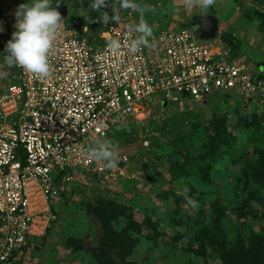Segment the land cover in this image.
I'll list each match as a JSON object with an SVG mask.
<instances>
[{
  "label": "rangeland",
  "instance_id": "rangeland-1",
  "mask_svg": "<svg viewBox=\"0 0 264 264\" xmlns=\"http://www.w3.org/2000/svg\"><path fill=\"white\" fill-rule=\"evenodd\" d=\"M237 1L256 23L250 38L258 41L252 46L238 35V48L249 59L263 61L264 0ZM91 2L51 0L53 7L59 4L62 23L105 43L107 27L115 21L104 24ZM134 2L145 9L153 33L175 22L191 24L207 39L195 19L207 16L211 7L201 12L199 7L186 10L179 0ZM26 3L32 0H0V73H9L0 77V90L16 80L15 66L4 63L5 47L16 31L18 6ZM101 11L140 20L138 11L121 8L118 0H106ZM257 67L247 68L258 76ZM164 97L163 92L153 96L143 122L128 119L112 126L109 138L130 161L115 176L85 171L71 182L55 205L58 222L38 249L14 264L258 263L257 239L264 240V110L255 102L246 107L231 91L214 93L207 101L188 97L170 103ZM184 188L197 208L188 205Z\"/></svg>",
  "mask_w": 264,
  "mask_h": 264
},
{
  "label": "built area",
  "instance_id": "built-area-1",
  "mask_svg": "<svg viewBox=\"0 0 264 264\" xmlns=\"http://www.w3.org/2000/svg\"><path fill=\"white\" fill-rule=\"evenodd\" d=\"M128 24L135 23H110L108 37L123 45ZM149 39L154 47L134 55L122 47L113 55L106 42L62 23L50 79L15 67L16 80L0 90V264H14L39 245L59 220L55 205L77 177L85 171L115 176L130 161L118 147L120 162L108 170L81 150L98 138L111 140L112 126L129 118L143 122L155 94L180 103L231 91L246 107L255 102L264 110V72L255 76L228 60L222 46L189 24L169 23Z\"/></svg>",
  "mask_w": 264,
  "mask_h": 264
},
{
  "label": "clouds",
  "instance_id": "clouds-1",
  "mask_svg": "<svg viewBox=\"0 0 264 264\" xmlns=\"http://www.w3.org/2000/svg\"><path fill=\"white\" fill-rule=\"evenodd\" d=\"M118 2L123 9L138 11L140 20L138 23L126 25V39L123 45L119 39L108 37L106 50L113 55H119L121 48L126 47L129 54L134 55L141 52L144 47H154L149 39L153 35V28L144 18L145 9L134 0H118ZM179 2L188 11L199 7L201 12H206L215 5L216 0H179ZM58 5L53 7L51 0H32L31 4L26 3L18 6L15 13L16 31L12 33V38L5 47L7 55H4V63L8 67H19L25 73L40 80L52 77L51 59L57 49V39L63 21L57 10ZM89 7L93 11L101 13L100 17L104 24L110 20L117 23L120 20L116 14L110 17L107 12L101 11L106 7V0H92ZM113 10L116 13L114 7ZM133 34H137L135 38H133ZM8 75L7 72L0 73L2 78H6ZM81 155L108 170L115 169L120 162L118 145L109 139H96L93 145L81 150ZM182 191L188 205L197 208L198 202L187 195L189 190L184 188Z\"/></svg>",
  "mask_w": 264,
  "mask_h": 264
},
{
  "label": "crops",
  "instance_id": "crops-1",
  "mask_svg": "<svg viewBox=\"0 0 264 264\" xmlns=\"http://www.w3.org/2000/svg\"><path fill=\"white\" fill-rule=\"evenodd\" d=\"M207 16H213L218 20V28L211 36L206 34V37L224 48L228 60L242 63L247 67L249 64H257L259 72H264V60L259 62L251 60L244 56L245 54L238 48V40L236 41L238 35L248 37L249 42L253 44L252 46L257 47L258 41L251 40L250 38L254 32L256 23L244 14L237 0H216L215 5L211 6L210 13ZM240 21L245 22L243 28L239 27ZM258 27L261 28L260 26ZM199 30H201V27ZM259 50L262 51L261 48ZM129 120L136 123V120L133 118H129Z\"/></svg>",
  "mask_w": 264,
  "mask_h": 264
},
{
  "label": "water",
  "instance_id": "water-1",
  "mask_svg": "<svg viewBox=\"0 0 264 264\" xmlns=\"http://www.w3.org/2000/svg\"><path fill=\"white\" fill-rule=\"evenodd\" d=\"M201 23V30L204 34L210 35L213 34L218 28V20L213 16H202L199 19H195Z\"/></svg>",
  "mask_w": 264,
  "mask_h": 264
},
{
  "label": "trees",
  "instance_id": "trees-1",
  "mask_svg": "<svg viewBox=\"0 0 264 264\" xmlns=\"http://www.w3.org/2000/svg\"><path fill=\"white\" fill-rule=\"evenodd\" d=\"M257 241H258L259 247H258V249L257 248L255 249V256H256L257 251L260 253H258L259 258L257 259L258 263H256V264H264V240L257 239ZM257 241H256V243H257ZM39 247H40V245H37L36 249H38Z\"/></svg>",
  "mask_w": 264,
  "mask_h": 264
}]
</instances>
